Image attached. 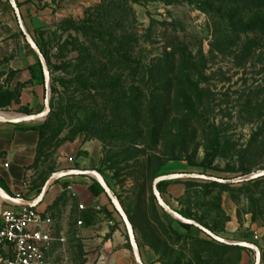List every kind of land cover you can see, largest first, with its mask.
<instances>
[{"label":"rangeland","instance_id":"1","mask_svg":"<svg viewBox=\"0 0 264 264\" xmlns=\"http://www.w3.org/2000/svg\"><path fill=\"white\" fill-rule=\"evenodd\" d=\"M11 8L0 0V24ZM43 8L35 43L45 106L25 115L45 113L15 124L40 126L32 186L96 171L142 264H264V0H49ZM19 111L0 75V113ZM161 177V203L211 235L163 210L153 194ZM78 205L65 189L50 205L52 264H137L111 203L109 213L91 210L110 218L117 246L84 242Z\"/></svg>","mask_w":264,"mask_h":264},{"label":"crops","instance_id":"2","mask_svg":"<svg viewBox=\"0 0 264 264\" xmlns=\"http://www.w3.org/2000/svg\"><path fill=\"white\" fill-rule=\"evenodd\" d=\"M48 1L14 0L16 12L13 8L10 12L8 10L0 24V75L4 79L8 77L11 86L20 85L18 107L28 111L29 114H38L44 108L46 85L41 64L42 79L39 76L37 61L40 63V60L26 42L20 30L19 21L28 37L36 44V32L42 25L41 16L47 10L46 8L41 10L39 7ZM37 143V131L20 129L19 126L10 123L0 124V181L11 193L10 196L28 201H35L40 196L41 199L34 208L39 212H46L50 215L52 222L58 223V218H52L50 205L62 190L71 187L76 201L84 207L79 211L80 218H76V222L78 220L81 222L80 225L76 224L80 230V237L87 244L117 246L121 242V237L118 231H112L110 218H105L104 213L91 210L102 206L110 212V206L106 196L91 195L88 189L91 183L85 182L88 177L76 175L63 177L57 185L47 187L44 191L32 186L34 179L32 164L36 156ZM62 185L66 186L62 188ZM37 191H39L38 194ZM11 206L15 205L0 200V210ZM107 238L109 239L106 244ZM52 245L53 241L47 251L49 260Z\"/></svg>","mask_w":264,"mask_h":264},{"label":"built area","instance_id":"3","mask_svg":"<svg viewBox=\"0 0 264 264\" xmlns=\"http://www.w3.org/2000/svg\"><path fill=\"white\" fill-rule=\"evenodd\" d=\"M66 190L71 191V187ZM83 209L78 205L79 211ZM76 224L80 225V220ZM52 227L50 215L34 207L0 210V264H52L47 257L53 241Z\"/></svg>","mask_w":264,"mask_h":264},{"label":"water","instance_id":"4","mask_svg":"<svg viewBox=\"0 0 264 264\" xmlns=\"http://www.w3.org/2000/svg\"><path fill=\"white\" fill-rule=\"evenodd\" d=\"M10 2L12 3V8L16 12L17 8H16V5L14 3V0H10ZM19 27H20V30L22 31V33H23V35L25 37L26 42L34 50V52L37 54V56H38V58L40 60V64L42 66V71H43V75H44V81H45V79H46L45 66H44V64L42 62L39 49L36 46V44H34V42L28 37V35L26 34V32H25V30H24V28H23V26H22V24H21L20 21H19ZM45 85H46V83H45ZM44 106H45V102H44ZM44 113H41L40 115H44ZM40 115L30 116V118H32L33 121H29V122L40 121V120H37ZM19 122L20 121H18V120H11V119H7V118H1L0 119V123L18 124ZM29 122H24V123H29ZM68 174H70V175H86L88 177L93 178L94 181H96L101 186V188H102L105 196L108 198V200L110 201L111 205L115 208V210L123 218V220H124V222H125V224L127 226V229H128V234L131 237V245H132V251H133L134 258H135L137 264H142L141 261H140V259H139V255H138V252H137L136 244L133 241V235H132L133 234V230H132V227L129 224L128 219L125 216V214L123 213V211H122L121 207L119 206L118 202L112 196L111 192L109 191V188L107 187V185L104 182V180L102 179V177L96 171H86V172L75 171V172H70ZM168 177H170V179L172 178V176H168ZM177 177H179V178H191V177H194V176L193 175H187V174H181V175H178ZM163 179H164V177L158 178L157 181H155L154 184H153V194L156 197V199L160 202L163 210L167 214H169L170 216H172L174 219H176L178 221H181L182 220L184 222L190 223L193 226H196L197 228L201 229L205 233L211 235V233L208 232L207 230H205L204 228L196 225L195 223H193L191 221H188V220L183 219L179 214H177L176 212H173L172 210H170L169 208H167L165 205H163V203H161V200H160V198L158 196V193H157V190H156V184L159 181H162ZM209 180L216 181L213 178H210ZM40 199H41V197L39 196V198L37 200H35V201H28V200H24V199H21V198H18V197L10 196L6 192H4L3 190L0 189V200L3 201V202H6L8 204H11V205H15V206H26V207H31L32 208V207H34L38 203V201H40ZM213 237L215 239L219 240L216 236H213ZM257 262H258V257H257V251H256V263Z\"/></svg>","mask_w":264,"mask_h":264},{"label":"trees","instance_id":"5","mask_svg":"<svg viewBox=\"0 0 264 264\" xmlns=\"http://www.w3.org/2000/svg\"><path fill=\"white\" fill-rule=\"evenodd\" d=\"M18 6V4H17ZM38 47V46H37ZM39 49V47H38ZM37 66H38V70H39V76L40 78L42 79V72H41V68H40V63L39 61H37ZM8 78V77H7ZM6 78V79H7ZM8 80V79H7ZM15 89H16V92H17V100H18V95H19V88H20V85L17 84L16 86H14ZM20 113H23V114H29L28 111L20 108ZM20 129H30V130H34V131H37L39 132L40 131V126H25V127H21L19 126ZM165 183L164 182H160L158 185H157V189L159 190L161 188V186H163ZM0 189L3 190L4 192H6L7 194L11 195V193L8 191V189L6 188V186L3 184V182L0 181ZM89 192L91 193L92 196L94 197H98L100 195L104 196L105 197V194L101 188V186L96 182V181H92L90 186H89ZM108 202V205L111 207L109 201L107 200ZM105 213H109L108 211H105ZM178 225L184 229H188L189 227L185 224H181V223H178ZM253 245L256 246L255 242H251Z\"/></svg>","mask_w":264,"mask_h":264},{"label":"bare ground","instance_id":"6","mask_svg":"<svg viewBox=\"0 0 264 264\" xmlns=\"http://www.w3.org/2000/svg\"><path fill=\"white\" fill-rule=\"evenodd\" d=\"M43 115H40L37 120H41ZM1 118H7L11 120H18L22 122H29L33 121L32 118L28 117L25 114H17V113H0V119Z\"/></svg>","mask_w":264,"mask_h":264}]
</instances>
